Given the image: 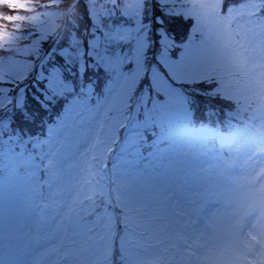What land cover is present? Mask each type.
Returning <instances> with one entry per match:
<instances>
[{
	"label": "rangeland",
	"instance_id": "374dc122",
	"mask_svg": "<svg viewBox=\"0 0 264 264\" xmlns=\"http://www.w3.org/2000/svg\"><path fill=\"white\" fill-rule=\"evenodd\" d=\"M0 1L30 8L22 0ZM68 1H71L69 5L75 12L83 3L82 0ZM222 3L223 0H125L121 6L122 15L130 20L123 19L113 27L112 22L111 25L104 24L102 3L99 7H92L91 0L86 2L88 12L96 19L92 27L95 34L87 41L89 49L77 43L74 49L65 51L70 68L52 71L47 80L48 93L54 96V93L60 94L72 88L64 72L76 67L82 74L86 51L109 70L113 79L101 100L92 102L91 89L86 97H77L67 105L60 127L54 125L49 128L46 148L50 154L53 150L51 158L60 167L56 173L65 180L59 182L53 167V179L48 177L44 187L48 199L52 194L65 202L61 213L52 215L53 210L47 209L35 195V190H41L39 186L30 187L26 179L9 176L6 187H2L1 190L6 188L4 194L8 196V204L0 205L5 213L0 216V264H10V259L15 258L19 264H25V257L35 249L41 256L48 252V258L42 260L37 257V261L32 258L31 263L54 262L56 250L66 242L62 238L66 235L72 244H82L83 240L79 242L78 237L82 238V232L92 229L94 224L77 226L73 220L83 202L98 193V186L82 181L81 185L73 188L70 180L75 174L89 176V172L96 168L95 163L105 159L106 152L116 156L113 143L126 121H130L128 123H132L139 132L152 124L170 126L166 134L176 137L172 142L180 156L178 162L167 163L152 174L144 175L143 171L141 175L124 167L116 178L120 185L116 194L118 202L130 212L124 215L127 230L119 240V249H124L121 246L128 245V242L136 248L133 244L139 239L150 242L148 256L158 255L167 247L161 248L160 244L164 242L161 238L169 233V239H173L170 243L175 240L189 262L200 258L201 264H264V141L254 147L250 142L242 144L237 154L246 153L245 168L242 175L234 177L233 181L220 179L215 172L214 161L207 156V150L201 144L211 128L200 126L198 130L185 134L178 132L184 127L180 125L189 119L180 87L182 83L195 89L201 81L216 82L212 92L230 98L252 114H257L258 110L248 109L249 102L254 98L261 97L259 102L264 99V14L260 12V4L244 0L243 4L222 9ZM157 6L160 15L156 14ZM57 15L55 11L45 10L31 16L34 23L42 25L38 44L48 39V34L56 28L53 21ZM182 15L192 17L194 23L182 51L174 57L177 42L173 32H179L172 26L178 24ZM152 18L159 22L158 27ZM71 37L76 36L72 34ZM0 41V47L16 50L14 55L0 59L1 106L10 99L9 86L5 82L13 83L29 74L32 60L27 56H39V47H20L13 33L3 30H0ZM153 43L156 44V53L150 54L149 47ZM150 55L152 60L149 63ZM147 72L148 83L144 86H150V92L149 88L146 91L141 89L139 101L129 113L133 93L140 80L147 77ZM237 131L234 132L235 138L242 134ZM232 147L229 151L234 153L236 146ZM66 149L65 159L72 163L73 171L61 167L65 160L60 155ZM6 153V163L13 167L17 160L8 150ZM254 178L255 185L252 183ZM106 230L105 226H100L99 232L92 237L95 244L101 239L100 249L91 247L86 251L87 246H73L69 251L80 256H107L114 248L110 243L114 238ZM14 236L17 238L16 247L9 243ZM44 242L46 252L43 250ZM23 251L25 256L18 259Z\"/></svg>",
	"mask_w": 264,
	"mask_h": 264
},
{
	"label": "trees",
	"instance_id": "16d2710c",
	"mask_svg": "<svg viewBox=\"0 0 264 264\" xmlns=\"http://www.w3.org/2000/svg\"><path fill=\"white\" fill-rule=\"evenodd\" d=\"M64 1H65L64 3H66L67 7H68V4L71 3V1H68V0H64ZM67 7L66 8L64 7V9L67 10ZM83 7H84L83 4L78 6V8H81V9H83V11H86V10H84ZM69 21H72L71 25L74 26L75 29H78L77 24H78V22H80L82 25V28L81 29L79 28L78 30L83 31L86 29L87 24L90 23V17L86 13L75 14V12L73 11L72 14H70V17H68V23H69ZM67 27H68V24H67ZM69 29L72 30L71 28H69ZM197 107L201 111H203V109H204V106L201 103H198Z\"/></svg>",
	"mask_w": 264,
	"mask_h": 264
}]
</instances>
